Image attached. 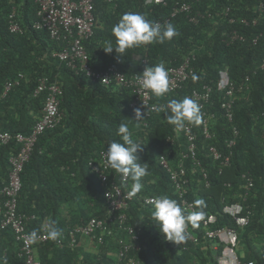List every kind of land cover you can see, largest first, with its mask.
Segmentation results:
<instances>
[{
    "label": "trees",
    "instance_id": "obj_1",
    "mask_svg": "<svg viewBox=\"0 0 264 264\" xmlns=\"http://www.w3.org/2000/svg\"><path fill=\"white\" fill-rule=\"evenodd\" d=\"M93 1L94 33L83 43L92 69L103 70L114 63L126 76H131L158 63H163L166 68L176 67L185 56L194 55L193 76L182 89L162 97L152 95L153 101L179 100L195 89L200 90L203 85L212 87L207 106L208 113L215 115L209 123L212 138H204L201 123L194 125L198 135L197 159L207 172L209 187H205L199 171L185 161L189 178L186 199L206 215H215L216 223L209 229L227 227L239 231L235 251L243 262L264 264V70L260 69L264 58V0H168L165 6H149L146 0H119L115 8H110L105 0ZM175 2L191 4L193 14L197 12L202 16L198 17V23H190L184 14L166 22ZM260 3L263 4L262 12L258 11ZM226 8H230L227 16L224 15ZM13 9L22 29L19 35L8 30V15ZM126 12L142 13L162 25L172 23L179 35L163 44L129 49L125 57L118 60L115 51L105 53L101 47L106 40L115 44L111 29ZM255 18L259 19L253 26ZM230 19L234 22L229 23ZM242 19L249 25L242 24ZM35 20L34 0H0V96L7 81L23 74L18 86L11 88L0 100V131L31 133L44 105V95L32 96L40 78L58 82L62 90L59 106L62 121L39 136L21 174L17 210L34 216L27 224V230H40L44 222L51 219L62 231L66 227L84 225L90 218L99 217L106 211L104 189L88 167V161L97 158L101 151L106 152L111 141L120 140L117 130L124 122L133 138L145 144L139 156L142 162L148 163V174L141 181L142 190L132 195L127 211L130 225L140 230L141 250L137 255L140 264H219L217 259L223 244L205 240L203 228L197 221L187 224L197 242L187 237L184 242L175 244L153 224V206H145L142 201L143 197L165 194L180 205L172 181L157 162L158 157L168 151L165 144L168 136L175 138L168 156L172 166L177 162L184 141L174 135V125L165 120V114H155L148 120L146 128L138 126L129 110L130 91L105 87L76 75L53 57L63 44L51 40L46 31L34 30ZM231 33L243 40L232 41ZM255 39L257 41L253 43ZM223 70H227L230 80L236 83L246 75L250 76L249 91L235 96L232 123L227 122L220 109L224 94L217 89V82ZM232 127L238 129L239 136L230 166L220 169L209 157L208 148L215 146L223 150ZM18 149L15 144L0 147V188L8 178V158ZM245 173L253 177L254 187L252 194L243 201L240 176ZM110 177L116 182L120 180L116 173ZM128 189L130 191V185ZM197 201H203V204L198 205ZM229 203L249 208L251 215L246 227L238 229L234 220L223 213L224 205ZM117 237L107 238L103 245L95 247L94 252L86 254L81 245L60 249L53 243L40 244L35 249L36 258L41 264H115ZM18 250L12 231L0 229V258H6L7 264H24L17 256Z\"/></svg>",
    "mask_w": 264,
    "mask_h": 264
},
{
    "label": "built area",
    "instance_id": "obj_2",
    "mask_svg": "<svg viewBox=\"0 0 264 264\" xmlns=\"http://www.w3.org/2000/svg\"><path fill=\"white\" fill-rule=\"evenodd\" d=\"M119 0H105L110 8H115ZM204 1V0H198ZM36 4V20L32 28L38 31H46L51 40L63 44V48L53 54V57L64 63L76 75L85 76L93 82L100 83L105 87L123 88L131 93L129 102V110L135 120V110L141 109L144 119L137 122L138 126L146 128L148 120L155 114H164L167 110L168 101H153L152 94L140 87L137 81V74L126 76L120 71L116 64H110L103 70L92 69L89 63V56L84 46V42L89 40L94 33L95 16L93 0H34ZM168 0H146V5H163ZM263 4L260 3L258 11L262 12ZM230 12V8H226L224 15ZM180 14L186 15L190 23L197 24L199 13L193 14L192 5L189 3H173L170 16L166 22L175 18ZM16 11L13 9L8 15V30L11 34L19 35L22 29L16 19ZM202 17V16H201ZM259 18L252 21V25H256ZM234 19H230L229 23H233ZM241 23L245 26L249 25L247 20L242 19ZM230 39L243 40L235 33H231ZM257 39L253 41L256 43ZM195 57L193 54L184 57L182 63L176 67H167L169 72L170 91L168 94H174L182 89L190 78L193 76L194 69L192 62ZM260 69L264 70V58L261 61ZM23 79V74H18L17 78L9 80L5 83L0 100L14 86H18ZM250 76L246 75L240 83L231 81L227 70H223L219 74L217 89L224 94V98L220 103V109L223 117L227 122H233V107L236 94L249 91ZM212 87L203 85L200 90H193L189 97L197 101L200 105L203 119L201 122L202 134L206 140L212 138L210 134V121L215 118L214 114L207 111L210 103ZM44 95V105L42 114L35 122L31 133L24 135L21 133L12 134L6 131H0V147L15 144L18 151L8 158L9 173L6 182L0 188V229H10L13 233L16 243L19 245L17 256L23 260L24 264H41L36 258V246L44 243H53L58 248H76L81 245L83 240L87 241L89 246L103 245L107 238L118 237L115 239L117 243V257L115 264H140L138 253L141 250L140 230L130 225L127 211L129 202L132 199L130 195L129 185L130 179L119 175V182L110 179L115 176L114 171L106 164L105 151H101L97 158L88 161V167L95 174L100 186L104 189L103 198L107 203L106 211L99 217L90 218L84 225L67 227L63 234L57 240L48 238L44 231V224L38 231L39 239L35 242L29 240V234L32 231L27 230V224L34 219V216H28L19 213L17 210L18 195L21 190V174L25 164L29 161L34 150L35 144L45 131L54 129L62 121V114L59 109L62 90L58 82H49L47 78H40L33 90L34 98ZM174 135L182 137L184 145L182 147L175 166H172L169 158V147L174 146L175 138L168 136L165 140L166 149L168 151L161 154L158 159V165L168 174L173 183L174 189L179 197L180 206L188 211H199L195 204L186 199L188 194L189 178L185 167V161H189L202 175L205 181V187H209L208 175L197 159V139L198 135L194 130V125L186 123L183 129H177L173 126ZM239 131L236 127H232L231 136L224 143V149L220 150L215 146L208 148V155L217 162L220 169L230 166L233 156V149L236 146ZM264 153V143H263ZM243 190V201L252 194L254 180L250 174H242L240 176ZM230 187V184H227ZM145 206H153V197H143ZM224 202V200H223ZM223 213L230 216L238 229H242L249 224L250 210L239 203L225 204ZM243 211L245 214H243ZM197 223L203 228L205 240H216L219 244H223L221 255L218 257L219 264H257L253 261L243 262L236 254L235 248L239 238V231L235 228L221 227L209 229L216 223V217L213 214L203 216L197 220ZM186 236L192 241L197 239L191 235L190 228L185 229ZM216 247V246H215ZM196 264V263H193Z\"/></svg>",
    "mask_w": 264,
    "mask_h": 264
},
{
    "label": "clouds",
    "instance_id": "obj_3",
    "mask_svg": "<svg viewBox=\"0 0 264 264\" xmlns=\"http://www.w3.org/2000/svg\"><path fill=\"white\" fill-rule=\"evenodd\" d=\"M115 38L104 42L105 53L117 54V59L124 58L129 49L153 43L163 44L170 41L179 33L172 23L160 24L149 20L139 12H126L122 14L111 29ZM196 77L194 76L193 79ZM137 81L143 90L156 97H162L170 91L169 72L163 63L147 66L142 73L137 75ZM165 120L177 129H183L186 123L199 125L203 115L200 105L189 96L183 99H170L167 110L164 111ZM141 109L135 110V121L144 119ZM120 140L111 141L106 148V164L124 178L131 180L130 195H135L142 190V178L148 174V163L142 162L139 153L144 151V146L139 139H134L128 125L121 122L118 126ZM198 205L203 201H197ZM151 219L153 224L164 237L175 244L187 239L185 229L188 223H193L203 216V211H188L182 209L178 202L168 195L161 194L153 198ZM44 231L51 240H57L62 232L57 227L55 220H47ZM39 239L37 230L29 234V240L35 242ZM0 264H7L6 258H0Z\"/></svg>",
    "mask_w": 264,
    "mask_h": 264
},
{
    "label": "crops",
    "instance_id": "obj_4",
    "mask_svg": "<svg viewBox=\"0 0 264 264\" xmlns=\"http://www.w3.org/2000/svg\"><path fill=\"white\" fill-rule=\"evenodd\" d=\"M72 214H74V213H72ZM73 220H75L74 217H73ZM65 229L61 231L62 234L64 233ZM81 247H82V250H83L84 254L90 253V252H94V250H95V248L93 246H89V244L87 243V241H84V240H83V242L81 244Z\"/></svg>",
    "mask_w": 264,
    "mask_h": 264
}]
</instances>
